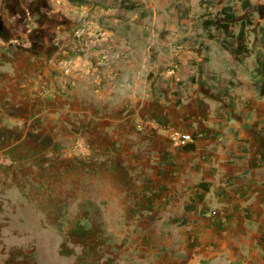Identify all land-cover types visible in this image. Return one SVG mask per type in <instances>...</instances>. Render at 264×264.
<instances>
[{
  "label": "rangeland",
  "instance_id": "1",
  "mask_svg": "<svg viewBox=\"0 0 264 264\" xmlns=\"http://www.w3.org/2000/svg\"><path fill=\"white\" fill-rule=\"evenodd\" d=\"M69 1L84 7L79 17L118 32L123 56L135 45L133 57L144 63L139 67L152 103L167 92V117L159 119L153 103L133 141L103 131L96 140L82 135L60 144H0V264H241L245 194L239 182L222 184L216 177L209 192L200 185L216 172L213 159L231 152L230 134L239 142L233 148L247 147L250 170L264 169V136L257 130L264 100L242 84L253 80L257 55L264 52V0H251L248 10L242 0H0V45L58 41L71 48V70L77 61L94 66L90 53L101 50L98 34L85 38L80 27L67 37L63 31ZM134 3L138 7L131 10ZM230 5L238 9L237 20L227 22L235 33L241 20L252 21L243 63L222 47L230 40L217 27L226 23L221 11ZM207 21L215 24L206 28ZM141 29L147 39L138 46ZM223 86L243 101L235 112L218 99ZM208 96L221 105L215 131L206 123L212 115ZM232 118L259 121L243 122L236 134L226 127ZM172 128L192 133L200 149L174 148ZM187 205L196 210L187 211Z\"/></svg>",
  "mask_w": 264,
  "mask_h": 264
},
{
  "label": "crops",
  "instance_id": "2",
  "mask_svg": "<svg viewBox=\"0 0 264 264\" xmlns=\"http://www.w3.org/2000/svg\"><path fill=\"white\" fill-rule=\"evenodd\" d=\"M79 4L73 5L69 1L63 31L67 37L73 32L69 29L80 27L85 38L88 34H98L94 38L97 40L95 46L101 50L90 53L92 61L95 60L94 66L88 60L75 62L71 70L72 79L66 72L67 64L72 63L71 48L55 43L58 41L45 46L34 43L0 45V144L34 145L44 139L50 144H60L82 135L96 140L103 131L108 135H117L119 140L133 141L136 129H142L143 121L151 115L153 109L157 111L159 119H166L167 92L164 91V97L155 98L152 109L150 84L142 78L144 69L141 71L139 67H143L144 63H139L133 57L132 49H135V45L131 43L130 53L123 56L120 52L123 44L119 42L118 32L101 29L89 21L88 17H79L84 8L79 7ZM56 16L61 17L58 14ZM138 35L135 44L143 46L147 39L146 32L141 29ZM244 89L257 92L259 98L264 100L257 90L245 86ZM223 91L219 89V101L224 104L223 108H232L235 112L236 106L243 101L232 89H228L229 95ZM208 97L207 105L212 115L206 123L215 131L214 123L220 120L214 113L221 105L216 104L213 96ZM244 102L246 106L248 103ZM252 107L250 105L247 111L253 112ZM256 112L257 117H260V113ZM232 119L233 122L226 127L232 131L235 128L236 134L243 122L254 124L259 121L257 118L243 122ZM107 120V124H102ZM263 127L264 121L257 130L264 136L261 131ZM188 128L196 130L194 126ZM195 128H199V125H195ZM228 136L231 152L221 153L211 162L216 172L207 177L210 183L206 191H210L211 182L216 177L220 178L222 184L232 179L239 182L238 187L245 194L239 209L243 228L239 237L241 264H264V186L260 184L264 180V169L250 170V160L244 156L248 152L247 147L240 150L233 148L239 142L234 134ZM220 141L221 138L211 141V144L214 146ZM196 146L193 151L200 149V146ZM213 151L216 152V148Z\"/></svg>",
  "mask_w": 264,
  "mask_h": 264
},
{
  "label": "trees",
  "instance_id": "3",
  "mask_svg": "<svg viewBox=\"0 0 264 264\" xmlns=\"http://www.w3.org/2000/svg\"><path fill=\"white\" fill-rule=\"evenodd\" d=\"M202 4H212V0H201ZM252 6L251 0H242V8L243 10H248ZM138 7L137 4H133L131 7H129L131 10H134ZM238 9L236 6H227L222 9L221 15L226 20V23H220L217 24V27L226 34L228 40L230 41H224L222 42V47L230 53L233 60L236 63H243L245 58L249 55L250 49L247 45V28L249 25L252 24V21L246 22L245 20H241L240 22V29L238 33H235L234 30H231L229 27V24L227 22H234L238 18ZM214 21H207L205 23V27L209 28L210 26L214 25ZM262 34L264 35V26L261 28ZM260 47L264 48V39H262L260 43ZM192 82H195V78L192 77ZM242 84L245 87H251L258 91L261 98H264V52L260 51L257 55V67H256V73L253 78V80L250 83H247V81H243ZM223 92L226 93V95H229V91L227 86H223L220 88ZM174 95L178 96L177 103L180 104V97L181 94L178 90L174 92ZM262 133L264 134V127L261 129ZM188 152L193 151L195 149V145L191 144L185 148ZM202 188H205V190L209 189V186L207 183H201L200 185ZM187 211H194L196 210L195 206L187 205L186 206Z\"/></svg>",
  "mask_w": 264,
  "mask_h": 264
},
{
  "label": "built area",
  "instance_id": "4",
  "mask_svg": "<svg viewBox=\"0 0 264 264\" xmlns=\"http://www.w3.org/2000/svg\"><path fill=\"white\" fill-rule=\"evenodd\" d=\"M70 71L71 68L67 66L66 72L69 73ZM168 138L172 146L177 149H184L195 141L192 133L175 128L168 131Z\"/></svg>",
  "mask_w": 264,
  "mask_h": 264
}]
</instances>
